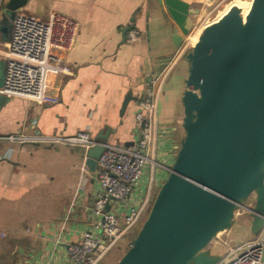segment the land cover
<instances>
[{"label":"crops","instance_id":"0c3cea01","mask_svg":"<svg viewBox=\"0 0 264 264\" xmlns=\"http://www.w3.org/2000/svg\"><path fill=\"white\" fill-rule=\"evenodd\" d=\"M211 1L29 0L23 9L36 17L45 19L57 11L76 19L78 35L64 54L67 70L50 76L49 92L58 96V101L41 104L10 97L0 109V136L19 132L71 136L88 129L96 139L106 137L107 143H132L137 103L147 80L153 79L158 89L153 154L157 163H146L133 187L131 202L138 205L152 200L154 189L167 179L185 135L181 97L189 63L184 44L188 39L192 45L199 40L198 23ZM126 27L139 31L136 41H127ZM174 35L182 37L180 46H176ZM169 79V103L160 110V97ZM60 145H67L62 157L71 161L68 168L74 169L72 145L0 140V264H65L66 244L79 241L93 225L95 179L89 178L83 185L79 181L71 197L58 208L34 196L40 194L39 188L62 177L57 168L63 153ZM79 150L81 165L84 153ZM52 153L60 157L44 162Z\"/></svg>","mask_w":264,"mask_h":264},{"label":"water","instance_id":"95a60500","mask_svg":"<svg viewBox=\"0 0 264 264\" xmlns=\"http://www.w3.org/2000/svg\"><path fill=\"white\" fill-rule=\"evenodd\" d=\"M29 0H8L2 41ZM236 5L207 25L185 55L188 76L181 102L185 135L130 247L116 264H217L206 250L231 228L236 212L256 194L251 231L264 223V0H253L245 19ZM129 27L124 30V35ZM176 46L182 37L173 36ZM5 61L0 59V87ZM10 97L0 93V109ZM87 152L94 172L104 144ZM131 143H126L129 145ZM109 207H106L108 210Z\"/></svg>","mask_w":264,"mask_h":264},{"label":"built area","instance_id":"2783aa9c","mask_svg":"<svg viewBox=\"0 0 264 264\" xmlns=\"http://www.w3.org/2000/svg\"><path fill=\"white\" fill-rule=\"evenodd\" d=\"M3 3L4 0H0V10ZM78 30L77 20L62 12L54 11L47 18L40 19L25 14L23 8L19 9L12 21L10 40L2 41L0 33V59L5 61L4 85L0 87V93L41 104L56 103L58 96L49 92L50 76L67 70L64 54L74 46ZM138 37L137 29H129L128 42L132 43ZM154 82L153 79L147 80L144 95L137 103L134 140L129 145L105 143L94 172L86 163L87 152L99 141L88 129L71 136L40 132L0 136V140L10 142L60 143L83 149L80 185L89 178L98 182L94 205L91 206L95 219L79 241L66 244L65 264H98L137 224L150 204L148 198L133 205L131 193L146 163H157L153 158L158 132V89L154 88ZM250 198L251 202L242 207L249 213L255 206L256 194ZM217 264H264V223L254 238L229 247Z\"/></svg>","mask_w":264,"mask_h":264},{"label":"rangeland","instance_id":"374dc122","mask_svg":"<svg viewBox=\"0 0 264 264\" xmlns=\"http://www.w3.org/2000/svg\"><path fill=\"white\" fill-rule=\"evenodd\" d=\"M8 0H4V3L2 5V8L0 10V21L4 19L3 16V10L5 8L6 3ZM238 6L240 10L242 11V16L246 17L248 14L251 5L252 0H212L209 2L205 8V11L203 13V16L201 17L199 23H198V29L199 33L203 31V29L218 20H220L230 9L232 6ZM24 13L27 15H30L35 18L36 17L33 14L29 13L28 11L24 10ZM41 19V18H40ZM198 34V36L200 35ZM192 44L189 41V39L184 44V54L191 50ZM165 72L163 71L162 74ZM167 75L165 76V78ZM169 82L166 84L165 88L162 91L161 97H160V110L165 109L169 103V90L168 86L172 85V79L168 80ZM178 92L173 96L175 101H178ZM181 132L183 134V130L181 129ZM63 151V153H60L61 159L59 161V167L58 170L62 173V177H57V182L55 184L46 185L42 188H39V195L36 196L40 201H46L49 203L50 201L53 202L54 206L57 208L60 207L62 203H65L67 201L68 197H71L72 192L76 189V187L79 185V179H78V167L81 162V156H80V147L74 146V169L70 170L68 167L70 166L71 161H65L62 157V155H66L64 152L67 149L66 146H59ZM57 153H52L51 156L44 158V162L51 163L52 159L55 160V157H60ZM41 157V155H40ZM78 166V167H77ZM62 180L61 183H59V180ZM159 188L154 189V194L152 197V200L150 199V204L148 205V208L146 209L145 213L143 214L142 218L137 222L136 225H134L129 231L122 237L120 240L115 244L114 247H112L109 252L106 254L104 258L100 260L98 264H116L118 260L123 256V254L126 252V250L130 247L132 240L137 235L142 223L145 221L148 212L150 210L151 204L154 200V197L156 193L158 192ZM251 202V198L247 199V203ZM94 205V200L92 202V205ZM251 221L252 217L248 211H245V209L240 208L239 211H237L236 216L234 218V224L231 228L222 231L218 233V235L213 239V241L207 246L206 250L221 255V257L228 251L229 247H235L240 242L247 241L249 239L254 238L255 233H252L251 231Z\"/></svg>","mask_w":264,"mask_h":264},{"label":"bare ground","instance_id":"6f19581e","mask_svg":"<svg viewBox=\"0 0 264 264\" xmlns=\"http://www.w3.org/2000/svg\"><path fill=\"white\" fill-rule=\"evenodd\" d=\"M252 3H253V1H252Z\"/></svg>","mask_w":264,"mask_h":264}]
</instances>
